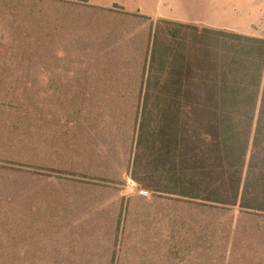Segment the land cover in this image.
Segmentation results:
<instances>
[{
	"label": "rangeland",
	"instance_id": "rangeland-1",
	"mask_svg": "<svg viewBox=\"0 0 264 264\" xmlns=\"http://www.w3.org/2000/svg\"><path fill=\"white\" fill-rule=\"evenodd\" d=\"M103 1L53 0V66L122 89L0 92L18 104L16 145L0 148V245L36 249L0 264H264V213L152 193L131 174L161 16L264 39V0Z\"/></svg>",
	"mask_w": 264,
	"mask_h": 264
},
{
	"label": "trees",
	"instance_id": "trees-1",
	"mask_svg": "<svg viewBox=\"0 0 264 264\" xmlns=\"http://www.w3.org/2000/svg\"><path fill=\"white\" fill-rule=\"evenodd\" d=\"M144 81L132 179L264 213V39L161 19Z\"/></svg>",
	"mask_w": 264,
	"mask_h": 264
},
{
	"label": "crops",
	"instance_id": "crops-1",
	"mask_svg": "<svg viewBox=\"0 0 264 264\" xmlns=\"http://www.w3.org/2000/svg\"><path fill=\"white\" fill-rule=\"evenodd\" d=\"M109 1L93 5L99 9L108 8ZM125 2L127 10H139V7H135L134 0ZM161 17L180 23H189L187 21L190 20L170 14ZM45 43L50 47L47 51L40 45ZM24 44H30L27 47L29 49L24 50ZM107 75L115 77L112 73L105 75L95 69L53 66V0H0V92L122 89ZM17 107V103L0 96V148L13 150L12 147L16 145L17 139L14 136L17 132ZM9 135L11 139L7 138ZM35 250L32 246L23 244H3L0 245V261L33 257L36 256L32 254ZM56 251L54 247L53 259L59 257Z\"/></svg>",
	"mask_w": 264,
	"mask_h": 264
}]
</instances>
